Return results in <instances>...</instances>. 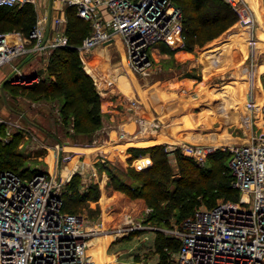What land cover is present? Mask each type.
Returning a JSON list of instances; mask_svg holds the SVG:
<instances>
[{
    "label": "rangeland",
    "instance_id": "1",
    "mask_svg": "<svg viewBox=\"0 0 264 264\" xmlns=\"http://www.w3.org/2000/svg\"><path fill=\"white\" fill-rule=\"evenodd\" d=\"M176 2L181 4L182 0H176ZM29 4L36 13L35 5ZM250 6L255 9L254 38L259 45H262L258 47H250L252 31L247 28L249 14L246 10L248 8L250 12ZM246 8L238 11L241 15L235 24L214 40L206 42L202 47H188L182 38V42L177 38L158 42L151 49L150 64L143 74L134 72L127 66L124 42L119 35H114L109 41L92 51H83L82 56L85 62L82 61L78 52L82 67L92 78L96 92L100 96V123L91 133H82L77 129L75 117L65 113L66 101L61 93L38 94L20 86L22 83L27 84L41 76L48 80L53 78L47 69L50 54L46 51L33 53L28 59L16 58L10 67L8 63L1 66L0 145L9 142L18 154L16 164L11 165L10 168L23 175L32 174L34 171L55 172L63 180L62 192L65 195L71 192V184L75 182L76 191L79 194H87L88 197L80 201L77 206H70L68 209L83 216L90 228L111 231L122 224L126 214L132 216L135 224H143L142 227L133 229L128 234L119 237L108 236L105 241V250L109 253V259L115 260L114 263L169 264V258L177 249L172 241L177 240L175 236L166 233L163 229L175 228L182 219L178 215H171L167 220L159 221L146 213L145 203L127 206L122 212L114 211L121 202L119 192L110 189V179L116 176L114 182L138 184L132 170L148 169L151 165L149 160L146 165L145 163L138 165L136 161L147 157L149 152L139 150L135 152L137 156L132 157L133 152L126 149L129 153L128 158L124 155L125 150L120 154L113 150V155L105 158L104 161L99 159L96 153L89 157L83 152H89L91 149L88 147L94 146L93 141L95 140L101 143L109 137L116 138L118 126L125 122L131 111L127 108V100L136 97L142 106L145 105L142 107L145 110L150 109L149 99L153 100L151 109L154 110L149 115L150 117L158 116L163 123L158 129H150L147 132L130 127L128 134L131 138L128 142L138 139L141 141L129 145L135 148H145L155 142L154 144H164L165 148L170 150L172 148L170 145L175 143L172 137H179L183 140L198 134L203 137L200 142L207 148L208 156L221 150L226 154L223 162L227 164L229 145L237 140L236 136H242L243 127L238 122L237 110L246 101L244 93L246 90L241 88L246 77L227 79L228 77L220 76L215 71V66L211 69L206 68L203 48L212 43L218 44L219 41H230V38L233 39L227 46L236 44V39L241 36H235V34L241 32L242 40L239 39L240 41L237 42L242 43V56L247 60L248 69L250 70L251 61L256 58L263 63L264 45L262 39L258 38L257 29L260 26L264 28V0H246ZM37 18L36 13L34 25ZM1 33L16 34L26 45L33 43V41L23 39L28 36L27 31L24 30L14 29L0 31ZM82 34V31L69 32L68 37L77 38ZM18 64L23 67V71L31 69L35 71L24 76L14 75L12 70ZM262 67L264 68V65ZM37 71L40 74L34 73ZM231 82L237 83L235 92L240 93L239 102L233 100V96H237L233 95V92L229 96L228 92L224 94V87ZM123 127L127 128L125 123ZM149 136H156L155 140L161 141L157 143L154 140H144ZM96 148L94 147L93 151ZM77 152L83 154L76 155ZM64 154L73 156L70 162L66 163L68 169L80 157L77 169L66 177L64 175L66 169L62 160ZM168 158L173 176L181 175L177 155L170 152ZM210 162L209 158L205 165ZM238 197L233 200L219 196L212 205L236 203ZM198 199L199 202L192 211L212 206L206 203L203 196L199 195ZM150 226L160 229H153ZM103 235L108 234L102 232L99 236ZM163 236L173 240L164 242ZM92 246L94 244H90L91 254L94 250Z\"/></svg>",
    "mask_w": 264,
    "mask_h": 264
},
{
    "label": "built area",
    "instance_id": "2",
    "mask_svg": "<svg viewBox=\"0 0 264 264\" xmlns=\"http://www.w3.org/2000/svg\"><path fill=\"white\" fill-rule=\"evenodd\" d=\"M224 1L237 12L246 8V0ZM35 2L0 0V8ZM69 4L89 26V32L76 45L83 62V51H92L119 35L124 42L127 66L143 74L155 44L184 39L181 7L174 0H70ZM246 10L247 28L252 31L250 47H254V14ZM25 40L33 43L24 44L16 34H0V67L16 58L42 51L50 54L55 47L70 44L64 30H58L47 40L40 21ZM254 76L251 69L246 101L239 112L246 138L228 147L227 164L234 176L233 185L239 191L238 202L197 208L175 228L163 229L178 241L171 264H264V128L256 129L264 104L254 100ZM127 101L131 110L124 122L127 128L120 124L116 138L108 140H130V122H135L137 129L144 132L156 130L163 123L156 115L147 118L144 106L136 97ZM97 143L93 141V145ZM99 146L94 151L99 159L104 161L113 155L112 150ZM170 147V150L179 149L200 165L207 163L208 150L202 143L175 142ZM72 157L64 154L62 158L65 177L78 167L79 158L69 169L66 166ZM62 185L63 180L50 170L23 175L12 169H0V264H100V258L89 252L93 236L104 232L119 237L142 227L129 214L111 231L88 227L83 216L63 210ZM150 212L151 208L147 207L146 213Z\"/></svg>",
    "mask_w": 264,
    "mask_h": 264
},
{
    "label": "trees",
    "instance_id": "3",
    "mask_svg": "<svg viewBox=\"0 0 264 264\" xmlns=\"http://www.w3.org/2000/svg\"><path fill=\"white\" fill-rule=\"evenodd\" d=\"M174 1L181 7L182 34L188 47H202L206 42L220 36L240 18L236 9L224 0H182L181 4ZM29 5L25 3L21 6L1 7L0 31L18 29L27 31L29 34L36 19V13ZM67 15V33L82 31L83 34L77 38H69V45L52 49L47 69L53 78L48 80L41 76L20 86L38 94L61 93L66 101L65 113L75 117V126L79 131L91 133L100 123V96L96 92L92 78L83 69L76 48V45L89 32V26L76 14L73 6L68 7ZM232 39L229 40L232 41ZM230 41L223 42L207 53L211 62L218 56L217 52L222 51ZM236 85L237 83L231 82L227 85L228 87L226 86L227 88H224L234 89ZM129 150L133 152L132 157H136L135 152L139 150L149 152L151 165L145 170H132L134 177L138 180L136 185L114 182L116 176L110 179V189L120 194V207L118 205L114 211L122 212L127 206L145 203L148 208H151L149 214L159 221L167 220L171 215H178L183 219L194 212L192 209L199 202V195L205 198L208 205H212L219 196L233 200L239 196L238 189L233 185L234 176L228 164L223 162L226 154L221 150L217 149L218 151L212 156H208L207 162L209 158L211 162L203 166L194 158L181 154L179 149L167 150L164 144H153L145 148L131 147ZM170 152L177 155L180 165L181 175L177 177L173 176L169 162ZM17 157L18 154L15 153L11 143L0 145V169H12L10 167L16 164ZM144 163L145 165L148 163L147 157L136 161L138 165ZM35 172L37 171L33 173ZM75 185V182L71 184L69 194L65 195L62 192V208L66 212L74 213L68 208L77 206L80 201L88 197L87 194H79ZM190 211L192 212L188 214ZM162 239L164 242L173 240L165 236ZM172 244H176L177 247L178 241H172Z\"/></svg>",
    "mask_w": 264,
    "mask_h": 264
},
{
    "label": "crops",
    "instance_id": "4",
    "mask_svg": "<svg viewBox=\"0 0 264 264\" xmlns=\"http://www.w3.org/2000/svg\"><path fill=\"white\" fill-rule=\"evenodd\" d=\"M69 1L70 0H36V2L34 3L35 8H36V13H37V16H38L37 21H40V23H42L44 25V27H45V38L47 40L50 39L58 30H64V31L67 30V25H68L67 9H68L69 6H71L69 4ZM81 20H82V18H81ZM66 33H67V31H66ZM236 35H240L241 37L239 39L242 40V36L243 35H242L241 32L235 34V36ZM23 39L25 40V38H23ZM214 39H212V40H214ZM239 39L238 38L236 39V44L227 46L222 51L217 52L218 56L213 60V62H211V59L209 58V55L207 53L210 52V50L213 49L214 47H218L220 44L223 43V41H219L218 44L217 43H212L214 45L210 44L209 46L204 47L203 48V57L205 59V66L208 69H211L212 67L215 66V68H216L215 71H217L220 76L228 77L227 79H236V78L240 79V78H243V77L245 78L246 77V79L244 80V83H243L244 85H241V88H244V90H246V92L248 90V85H249V83L247 81V79H249V71L251 69H253L255 71V76H254L255 80L254 81H255V87H256V89H255L256 90V94L254 96L255 97L254 100L256 101L257 104L263 105L264 104V68L262 67V65H264V62L262 63L261 61H259L260 60L259 57H258L259 60H257V58H256V60H252L251 61L252 63H251V66H250V70H249L248 69V65H247L248 63H246L247 60L242 56V54H243L242 43L237 42V41H240ZM179 41L182 42L181 40H179ZM196 47L199 48V46H196ZM30 55L31 54L23 57V59H28ZM11 64H12V62L8 63V66L10 67ZM32 71H35V70L31 69V70H28V71L27 70L23 71V67H20V64H18L12 70L13 74L17 75V76H20V75L24 76V75L29 74V73L31 74ZM34 73L35 74H40L38 71L34 72ZM226 88L223 89L224 90V94L226 92H228L229 93L228 96H229L233 92V95L234 94L237 95V96H233L234 97L233 100L234 101L238 100L237 102H239L240 101V97H239L240 93L235 92V89L237 87L234 88V89L233 88L226 89ZM246 92H244L245 93V97H246V94H247ZM152 101L153 100H151V99H149V101H148L149 104H150V106H148V107L150 109L146 110V117L147 118H151L149 113L153 112V110H154V109L153 110L151 109V107L153 108ZM242 106L238 108L239 110H237V112H238L237 118L239 116V112L241 111ZM238 122H239V118H238ZM256 123H257L256 129L261 130V129L264 128V113L260 114V116L257 118V122ZM130 127L137 128V125H136L135 122H130ZM241 133H242V136H236L237 140L234 141V142L241 141V140L246 138V134L244 132V129L241 131ZM109 138H111V137H109ZM145 138L146 139H144V140H148V139L149 140H154L157 143H159L161 141L159 139L155 140L156 136H149V138L148 137H145ZM202 138H203L202 136H198V134H196V135L194 134V136L190 137L189 139H183V140L179 139V137H172V141L173 142H192V143L195 142V143H201L200 140ZM139 141H141V140L138 139V140L129 141V142L128 141H116V142H113L110 139L109 140L107 139V140H105V141H103L101 143L95 144L94 146L88 147L91 150L89 152H85L84 151L83 153H87L89 157L93 156V154H94L93 148L97 147L98 145H100L99 147L107 148V149L112 150V151L114 150V151H117L120 154L121 151L125 150V152H126V149L129 150V148L133 147L132 145H129V144H135V143H137ZM154 143L155 142H153L152 144H154ZM80 153L83 154L82 152H77L76 155H79ZM127 154H129V153L126 152L124 155L126 157H128ZM149 155H147V159L151 163ZM78 158H80V157H78ZM99 237L102 238V236H99ZM100 244H98V245H100ZM105 245H106V243L104 244L103 248L100 247V246L99 247L98 246H92V248H95L94 249L95 252L99 251V250H102L103 251L102 258H105L107 256L109 257L108 251L105 250ZM94 250H93V252H94ZM97 258H101L100 257V252L96 255V259ZM106 259H107L106 260V264H113L115 262V260H113V259H108V258H106Z\"/></svg>",
    "mask_w": 264,
    "mask_h": 264
},
{
    "label": "bare ground",
    "instance_id": "5",
    "mask_svg": "<svg viewBox=\"0 0 264 264\" xmlns=\"http://www.w3.org/2000/svg\"><path fill=\"white\" fill-rule=\"evenodd\" d=\"M251 7V10H252V12H253V14L255 15V9L252 7V6H250ZM262 26H260V28H258L257 29V32H258V38H261L262 39V44L264 45V28H261ZM259 35H260V37H259ZM248 40V39H247ZM247 44H248V42H247ZM261 45V44H260ZM259 44H258V42H256L255 43V46L256 47H258V46H260ZM262 46V45H261ZM247 49V48H246ZM70 147H72L71 145H69ZM108 236L109 235H103L102 236V238L101 237H95V238H93V239H90L91 240V242H90V244H94V246H100V247H104V244H105V241L107 240V238H108ZM101 243V244H100ZM98 244H100V245H98ZM95 249V248H94ZM101 249V248H100ZM100 252V264H106V258H108L109 259V257L107 256V257H105V258H102V256H103V251L102 250H99V251H96L95 252V250H94V252L92 253L93 254V257L95 258L96 257V255L98 254ZM113 264H116V263H113Z\"/></svg>",
    "mask_w": 264,
    "mask_h": 264
}]
</instances>
